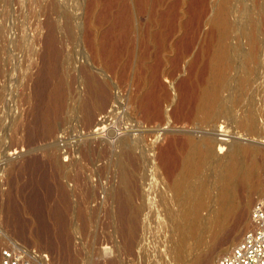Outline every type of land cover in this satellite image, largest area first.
Listing matches in <instances>:
<instances>
[{"label":"rangeland","instance_id":"374dc122","mask_svg":"<svg viewBox=\"0 0 264 264\" xmlns=\"http://www.w3.org/2000/svg\"><path fill=\"white\" fill-rule=\"evenodd\" d=\"M141 1L0 0V264L5 250L31 264H43L32 259L33 249L47 253L54 264H65V255L58 249L62 245L75 264L172 263L166 248L177 220L176 182L187 191L198 187L208 191L210 204L203 216L220 185L221 168L216 162L199 159L190 169L185 161L192 150L190 138H221L219 128L212 130L216 122L204 119L200 108L219 42L227 49L228 69L213 104L214 112L220 113L216 120L243 138L249 124L238 130L236 118L246 121L252 116L259 125L253 134L264 137V16L254 1H226L229 26L222 36L210 28L221 0H144L142 9ZM253 20H260L263 34L254 60L250 59L248 32ZM50 31L56 34L62 67L61 77L55 75L50 82L65 79V106L55 118L56 129L49 138L39 137L14 148L11 144L16 137L10 127L23 111L18 88L29 73L37 77L42 63L36 60L34 48ZM85 71L105 78L112 92L92 125L84 120L77 102ZM129 136L136 145L130 146ZM129 155L134 158L130 177L136 189L132 208L137 213L130 243L123 237L118 198L120 159ZM55 158L64 165L57 179L46 177L54 173L50 159ZM56 180L67 183L72 195L65 214L69 225L63 229L53 224L52 209L58 203ZM262 194L254 195L246 221L251 220L252 206ZM237 196L245 204V186L238 187ZM247 229L236 234L234 244L233 231L213 246L206 239L202 248L206 264H215L226 253L217 258L214 254L224 248L230 251ZM31 232L41 236L36 238Z\"/></svg>","mask_w":264,"mask_h":264},{"label":"bare ground","instance_id":"6f19581e","mask_svg":"<svg viewBox=\"0 0 264 264\" xmlns=\"http://www.w3.org/2000/svg\"><path fill=\"white\" fill-rule=\"evenodd\" d=\"M226 1L227 0H221L213 18L211 19V24H210L211 25L210 28H212V30L213 29L216 30L218 34H220L221 36L223 33L225 34V30L229 26V21H228L229 16L227 17L228 11L226 9ZM253 1H254V6H256V9H258L264 16V0H253ZM144 3L145 1L142 0L140 5L141 9L144 8ZM260 12H258L259 15L261 14ZM263 16L261 17L263 18ZM258 19H260V16L258 17ZM249 26H250V30H248V32L251 33L250 34L251 40L249 41V48H250L249 54H250V59L254 60V58H256L260 50V47H262V40L260 38L261 37L260 35L262 34V32H260V20H256V21L253 20ZM51 28L53 27L51 26ZM55 28L53 29L55 30ZM37 41H38V45H37V49L34 48L35 51L34 54L37 56L36 60L38 59V61L42 63V66L39 68L37 72L38 73L37 77H34L29 73L28 75L29 77H27L26 82H23V85L21 87L18 86L19 103L18 102L17 103L23 108V111L22 114H20L18 117L15 116L16 119H19V121L17 122V120L14 119L15 121L12 124L13 126L10 124L12 126L10 128H13L12 133L14 134V138L16 137V141L11 144L12 146L14 145L13 146L14 148L20 145L29 144L30 141H33L36 138L48 137L52 135L56 129L55 118H57L58 114H60V111H62L61 109L63 103H65L64 100L65 91H66L65 90L66 82H64L65 79L62 78L57 82L56 80L55 82H50L52 77H55V75L60 76V74L62 73L61 72L62 67L59 65V56H60L59 52L61 50L59 51L60 48L58 49L56 45V41H57L56 34L54 35L53 31H50L46 36L42 37L41 39L39 38ZM225 49L226 47L224 48L221 42L217 44V47L215 49L216 53H214L215 55H214V63L212 66L211 79L209 83L205 86V89L202 94L203 96L202 102L200 105V108L203 112V118L209 121L211 120V122L212 121L216 122L215 124L213 123L214 125L212 127L213 131L214 130L216 131L218 128L220 131V127H221V124H219L220 122L216 120L219 118L218 116L220 115V113L214 112L213 104L214 101L217 100V97L219 96L220 87L224 82L225 69H228L225 68V63H226ZM34 63L36 64V61ZM80 83L81 84L79 86L78 93H76L78 97L77 98L78 109L80 110V112H82L83 118L87 122V124L92 125L94 123L93 121L95 115L105 107L106 103L109 101L111 97L110 93L112 92H110V85L108 84L107 80H105V78H101V76L98 75V73L96 74L94 71L93 72L85 71V74ZM243 83L244 82H240L241 85ZM149 104L150 103H148V105ZM251 117H249L247 120L248 121L251 120L250 119ZM236 119H237L236 129L238 130L242 128L244 129L247 126V123L249 124L250 128L246 127V129L247 131L248 129L250 130L243 135V138L242 136L241 137L236 136L238 135L239 132L238 133L235 132V133H231L230 137L226 141L223 140V138H211L206 135L202 137L200 141H196L194 137L190 138V140L188 139L192 146L190 155H188L185 159V161L189 164L188 167H190V169L191 167L193 168V165L197 164L198 163L197 161L199 159L201 160L205 158L206 160L208 159V161L213 160V162H216L218 165H220L221 168L218 176L220 185L217 189V192L213 196V204L210 207L207 216H203L202 211L206 209L208 204H210L208 203L209 199L206 198V196L209 195L208 191L201 187H198L197 189L194 190L189 189L190 191H187L184 190V188L182 187L181 185L182 183L180 184V182L178 183L176 182L174 187V193L177 201L176 203L177 210L176 213L174 214L176 215L177 220L175 222L176 224L174 227V231L173 233H171L170 236L172 239L170 241L171 243L168 244L166 248L167 250L166 253L171 255L172 257L171 264H206L207 254L205 250H202L203 246L207 243L206 239H210V241L212 240L211 246H213L224 234L228 233L229 231L230 232L233 231L235 232V234L233 239H231V244H234L235 241L234 238L236 234L243 228L246 227L250 228L251 220L246 221V217H247V212L252 203V199L254 195L259 193L262 194V192H264V184L260 174L261 163L259 160L260 158L264 159V137H262V135L255 136L253 134V133H257L259 127L258 122H256V119L253 120L254 119L253 118L251 122L250 121L248 122L247 120L244 121L245 118L240 119L239 117V119L238 118ZM128 139L130 140V143L129 142L128 143L130 144L131 147L137 144L136 141H133L131 136H129ZM216 147H218L217 151H216ZM49 155L51 154L49 153ZM132 157L133 156L129 155L125 159L124 158L122 159V157L120 159V168L122 171V185L118 191V198L120 199L119 206H120V220H121L119 221L122 226L123 237L127 240L128 243L132 241V238L135 233L134 221H135V216L137 214V213L135 214L132 208V201L136 191L134 187L135 185L130 177L131 162H133L134 159ZM50 163H52L53 165L52 168L54 169L52 172H54L53 174H55V176L53 174H47L46 177H50V178L52 177L57 179V175L59 174L60 171H62L64 165L59 160V158L50 159ZM23 167H25V165ZM20 169H22V165L19 168V170ZM60 180H56L54 182L55 183L54 186L58 195L57 197L58 203L56 204L54 209H52L53 210L52 213L54 215V218L53 217L52 218L54 221L53 224L59 225L60 227L59 226L58 227L60 229H63V227L69 225L68 223L69 221H67V219L65 218L66 217L65 214L70 208V201H71L70 199L72 195L69 194L70 193L68 191L69 189H67V186L65 185L67 183H64V181H60ZM239 186L242 187L245 186L247 189V197L245 204H241L239 203V201H237V197H238L237 190ZM7 193L8 192H6V194ZM0 194H1V190H0ZM206 199L208 202L206 201ZM9 209L10 208L7 207L8 213L10 212ZM79 213L82 217L84 210H81ZM18 226H21L19 222H18ZM30 234L31 236H34L36 238L41 236V234L39 233L38 235L35 233L33 234V232H31ZM61 240L63 239L61 238ZM209 248L210 246L208 247V249ZM58 249L62 255H65L64 256L66 262L65 264H75L74 259H72L73 257L70 258V256L68 255V252L66 250L67 248L63 247L62 245L61 247L59 246ZM228 252H229L228 249L224 248L220 252L214 254V257L217 258L220 256V254L228 253Z\"/></svg>","mask_w":264,"mask_h":264},{"label":"built area","instance_id":"2783aa9c","mask_svg":"<svg viewBox=\"0 0 264 264\" xmlns=\"http://www.w3.org/2000/svg\"><path fill=\"white\" fill-rule=\"evenodd\" d=\"M225 127L221 125L219 135L226 141L232 131ZM250 219L251 226L244 232L241 240L228 253L219 257L215 264H264V193L255 200ZM32 252V259H39L43 264H54L47 253L35 249ZM1 261V264H31L29 260L22 259L9 250L3 252Z\"/></svg>","mask_w":264,"mask_h":264}]
</instances>
